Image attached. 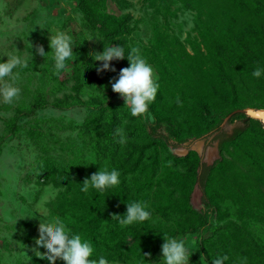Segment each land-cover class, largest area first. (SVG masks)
<instances>
[{
  "label": "rangeland",
  "instance_id": "rangeland-1",
  "mask_svg": "<svg viewBox=\"0 0 264 264\" xmlns=\"http://www.w3.org/2000/svg\"><path fill=\"white\" fill-rule=\"evenodd\" d=\"M106 8L116 15H131L134 31L126 36L128 47L140 49L153 66L158 82L161 75L155 60L156 28L187 48L199 34L196 13L180 4L175 5L176 14L168 16L157 0H130L126 8L108 2ZM47 29L71 34L76 44L73 55L77 58L68 71L59 75L51 71L50 55L44 58L36 52L37 45L49 51ZM103 45L110 44L82 12L77 0H0V55L15 50L28 60L19 77L20 96L12 105L0 104V264H23L24 253L32 257L27 264H47L34 251L38 218L53 216L49 204L64 187L37 183L34 164L43 155L42 151L54 161L71 163L73 169L80 172L74 176L79 185L82 182L78 179L83 181L98 167L111 169V164L115 163L120 166V172L138 170L140 181L147 178L154 184L152 189L144 186L138 193L142 199L156 189L159 178L153 173L157 169L158 174L165 176L173 174L177 168L182 184L178 188L184 189L186 185L190 203L198 213L157 216L154 220L162 225L192 224L206 228L207 208L193 175L197 158L210 164L220 156L219 141L191 139L172 147L142 136L140 122L151 123L154 118L148 110L137 117L129 115L123 97L111 88L110 81L114 82L119 70L128 66L126 58L109 62L115 71L97 72L96 66L102 61L93 60L91 53L101 51ZM161 96L157 92L154 101ZM37 100H44L47 106L30 116L18 113L28 111ZM16 118L17 128L11 131ZM120 127L126 135L124 144L118 143L114 135L115 129ZM233 127L234 124H229L226 129L231 132ZM152 128L155 132L161 131L155 124ZM110 131L114 133L111 135ZM96 135L101 140V154L94 145ZM171 153L180 158L176 163ZM132 163L135 165L130 166ZM127 177L130 183V176ZM216 188L223 198L219 204L224 217L205 229L200 237L196 233L179 236L189 246V264H209L207 251L211 258L228 254L226 264H240L241 258L246 264H264V222L241 216L237 205L224 199L218 185ZM176 196L184 198L180 192H176ZM228 220H233L236 226L224 230L221 227ZM160 257L161 247L155 257L145 263L119 260L109 264H157Z\"/></svg>",
  "mask_w": 264,
  "mask_h": 264
},
{
  "label": "trees",
  "instance_id": "trees-1",
  "mask_svg": "<svg viewBox=\"0 0 264 264\" xmlns=\"http://www.w3.org/2000/svg\"><path fill=\"white\" fill-rule=\"evenodd\" d=\"M157 1L166 16L176 14L177 4L194 11L199 34L187 48L178 39L156 28L155 60L161 75L158 93L162 96L149 105L148 111L154 120L151 123L142 120L140 132L142 136L172 147L191 139L219 141L220 156L211 164L197 158L193 175L207 208L206 228L192 224L162 225L154 220L157 216L198 213L190 203V191L186 185L184 189L178 188L182 184L177 168L173 174L165 176L158 174L157 169L153 173L159 178L156 189L142 199L138 193L144 186L152 189L154 184L147 178L140 181L136 174L138 170L121 171V183L103 193L90 189L85 194L74 178L80 172L74 170L71 163L54 161L51 156L45 157L42 151L43 155L34 164L39 185L64 187L49 204L52 214L89 239L96 255L103 254L109 262H148L163 243L161 232L173 236L196 233L200 237L205 229L225 215L220 208L219 202L223 198L218 194L217 185L223 190L224 199L237 205L241 216L264 222L263 120L241 112L234 113L229 120V124H234L232 131L224 129L209 140L219 130L224 117L234 110L245 107L264 109V77L257 79L251 75L257 65H264V0ZM77 2L108 44H120L125 52L128 51L126 36L134 31L130 24L132 17L130 14L109 13L106 6L108 2H114L120 8H126L130 0ZM46 106L47 102L37 100L28 111L18 113L30 116ZM154 124L161 131L155 132ZM16 128L17 118L11 131ZM113 133L110 131L111 135ZM100 143L96 135L94 145L99 154L103 153L99 151ZM170 155L175 163L180 159L175 154ZM111 168L120 169V166L114 163ZM176 192L183 193L184 198H178ZM135 200L148 202L152 218L143 223L120 226L111 214H123L126 203ZM235 226L233 220H228L221 228L226 230ZM142 255L146 261L142 260ZM206 256L212 264L208 251ZM54 264L64 262L57 260Z\"/></svg>",
  "mask_w": 264,
  "mask_h": 264
},
{
  "label": "clouds",
  "instance_id": "clouds-1",
  "mask_svg": "<svg viewBox=\"0 0 264 264\" xmlns=\"http://www.w3.org/2000/svg\"><path fill=\"white\" fill-rule=\"evenodd\" d=\"M47 30L50 33L49 51L45 52L42 46L37 45L36 52L44 58L46 54H49L52 61L51 71L59 75L68 71L69 65L77 58L73 55V46L76 44L73 36L63 30ZM2 56H6L7 59H0V104L12 105L20 96L22 89L19 77L21 70L27 67L28 60L15 50L0 55ZM32 56L31 51L30 59ZM91 56L93 60L102 61L96 66L97 72L115 71L114 66L109 63L114 59L128 60V66L119 70L114 82L110 81L111 88L123 97L124 106L129 115L137 117L145 114L156 98L160 84L153 66L141 54L140 49L133 46L125 52L124 46L120 44H110L106 47L103 45L101 51L93 52ZM251 75L257 79L264 77V65H257ZM114 135L118 137V143L126 142L122 127L116 128ZM120 175L117 168L98 167L96 172L80 183V191L88 194L91 189L96 193H103L106 189L114 188L121 183ZM111 216L120 226H129L148 221L152 218V211L147 201L135 200L126 203L123 214H111ZM38 220V237L35 238L34 251L35 255L47 261V264H54L57 260H62L64 264H109L103 254L96 255L94 245L89 239L82 237L78 231H74L59 216H42ZM161 233H163V243L161 257L157 264H189L191 252L186 240L179 236ZM94 255L96 258H93ZM145 255H142L144 261H146ZM31 259V256L24 253L22 262L27 264ZM228 259L229 256L226 253L217 254L211 258L212 264H226ZM240 264H246L244 258H241Z\"/></svg>",
  "mask_w": 264,
  "mask_h": 264
},
{
  "label": "water",
  "instance_id": "water-1",
  "mask_svg": "<svg viewBox=\"0 0 264 264\" xmlns=\"http://www.w3.org/2000/svg\"><path fill=\"white\" fill-rule=\"evenodd\" d=\"M250 109L257 110L258 108H250V107L240 108V109H236V110H234L233 112H231V113H229L227 116H225L224 119H223V121H222L221 124H220V128H219V130H217L214 134H212V135L210 136L209 140L212 139V138H213L215 135H217L218 133H220L222 130H224V129L227 128V126L229 125V120H230L231 116H232L234 113L241 112V113H244V114L248 115L249 117H252V116H250V115L248 114V111H249ZM252 118H254V117H252ZM256 119H257V118H256ZM212 163H213V162H212ZM210 164H211V163H210Z\"/></svg>",
  "mask_w": 264,
  "mask_h": 264
},
{
  "label": "bare ground",
  "instance_id": "bare-ground-1",
  "mask_svg": "<svg viewBox=\"0 0 264 264\" xmlns=\"http://www.w3.org/2000/svg\"><path fill=\"white\" fill-rule=\"evenodd\" d=\"M248 114L254 118L262 119L264 122V109H259V108L257 110L250 109L248 111Z\"/></svg>",
  "mask_w": 264,
  "mask_h": 264
}]
</instances>
